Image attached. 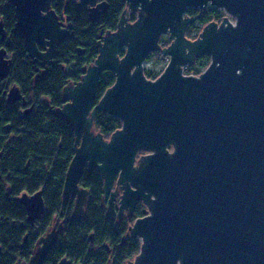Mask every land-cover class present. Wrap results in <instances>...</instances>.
Returning a JSON list of instances; mask_svg holds the SVG:
<instances>
[{"label": "water", "instance_id": "obj_1", "mask_svg": "<svg viewBox=\"0 0 264 264\" xmlns=\"http://www.w3.org/2000/svg\"><path fill=\"white\" fill-rule=\"evenodd\" d=\"M74 1L92 22L108 7V0ZM120 1L126 9L117 30L100 36L95 62L64 89L68 102L60 112L74 130L75 154L63 201L74 198V216L85 214L89 191L79 182L88 167L104 181L107 219L120 220L142 203L143 216L129 227L141 249L125 264H264V0ZM12 3L28 51L47 69L69 31L52 0ZM208 6L234 21L209 23L189 40L195 19L186 12ZM166 34L171 44L163 47ZM155 52L170 60L149 80L145 63ZM199 56L210 57L209 66L198 76L184 74ZM11 64L0 48V81ZM106 72L115 83L96 104ZM20 98L11 87L8 103ZM98 111L122 121L109 140L94 131ZM19 203L31 224L45 213L42 191L23 193ZM56 239L54 228L25 264H43ZM59 264L73 263L64 258Z\"/></svg>", "mask_w": 264, "mask_h": 264}, {"label": "trees", "instance_id": "obj_2", "mask_svg": "<svg viewBox=\"0 0 264 264\" xmlns=\"http://www.w3.org/2000/svg\"><path fill=\"white\" fill-rule=\"evenodd\" d=\"M125 8L120 0H108L106 11L92 22L87 8H80L77 1L52 0V9L69 35L58 44L56 57L44 69L28 51L24 36L16 28L12 0H0V20L5 29L0 48H5L12 59L8 76L0 81V264L28 263L40 238L54 226L57 239L43 264H59L64 258L73 264H125L140 252L141 242L130 236L129 227L143 216L142 207L133 216L107 219L104 181L97 170L85 167L79 182L81 188L89 191L83 216H74V198L63 201L66 174L75 154L74 130L60 112L68 102L64 89L79 82L84 68L95 62L100 36L117 30ZM213 18L221 21L222 17L213 10L203 14L197 23L206 26ZM135 20L132 16L131 21ZM196 24L187 30V38H196L193 32L201 31ZM160 42L163 47L171 43L163 37ZM124 54L123 51L120 56ZM209 64L208 57L199 56L186 73L198 76ZM162 72L147 69L145 76L156 80ZM115 79L113 72L102 75L96 104ZM13 86L19 88L27 106L32 107L29 114L21 113L20 103H7ZM121 127L119 118L96 113L94 131L105 140ZM38 191L43 192L45 213L33 225L28 222L19 197Z\"/></svg>", "mask_w": 264, "mask_h": 264}, {"label": "flooded vegetation", "instance_id": "obj_3", "mask_svg": "<svg viewBox=\"0 0 264 264\" xmlns=\"http://www.w3.org/2000/svg\"><path fill=\"white\" fill-rule=\"evenodd\" d=\"M126 9V8H125ZM213 10H215L216 12H218L219 14H220V16H221V13L219 12V11H217L216 9H214V8H212V6H208L206 9H204V10H199V9H197V8H191V9H189L187 12H186V14H185V17H187V18H193V19H195V22H194V24H196L197 22H198V20L202 17V15L203 14H206V13H209V12H211V11H213ZM124 12V11H123ZM104 13V12H103ZM102 13V14H103ZM197 13V14H196ZM101 14V15H102ZM194 14H196V15H194ZM132 16H135L136 17V19H137V15L136 14H132V13H130V15H129V21L130 22H132L131 21V17ZM101 17V16H100ZM222 18H221V21L219 20V21H217L216 20V18H213V21H211L210 23H217V24H220L221 22H222V20L226 17V16H221ZM136 21V20H135ZM134 22V21H133ZM193 25V24H192ZM203 25V24H202ZM208 25V24H207ZM204 26V25H203ZM190 27H191V25H190ZM189 27V28H190ZM188 28V29H189ZM204 29V28H203ZM202 29V30H203ZM199 37V35L198 36H196V38H192V37H188V39L189 40H191V41H195L197 38ZM168 38H169V36H168ZM1 39V38H0ZM171 44V43H170ZM169 44V45H170ZM168 45V46H169ZM44 50V49H43ZM204 57H206V56H204ZM197 59V58H196ZM148 61V60H147ZM21 94V93H20ZM20 103L21 105H20V110H21V113H23L24 115H27V114H29L30 112H31V110H32V107H28L27 106V102H26V100L21 96V98L18 100V101H16V102H14V103ZM7 103H8V101H7ZM10 104V103H9ZM8 131H9V129H8ZM147 153H145V152H142V153H140L139 154V156L137 157V159H139L140 157H142V156H144V155H146ZM0 176H1V174H0ZM116 186V185H115ZM118 203V202H117ZM139 206L140 207H142V211H144V209H145V207L142 205V203H139L138 204V206L136 207V209L134 210V212L132 213V214H130L129 215V213L128 212H125V214L123 215V217L124 216H133L135 213H136V211H137V209H139ZM122 217V218H123ZM42 219V218H41ZM40 219V220H41ZM117 219V218H116ZM116 219H113V220H116ZM111 220V219H110ZM121 220V219H120ZM39 220H37V222H38ZM36 222V223H37ZM36 223H34L33 225H35ZM31 224V223H30ZM55 224H56V222H55ZM54 228H56V226H54L53 228H52V230L54 229ZM51 230V231H52ZM50 231V232H51ZM57 231V230H56ZM49 232V233H50ZM49 233H47L46 235H48ZM45 235V236H46ZM44 237V236H43ZM42 238V237H41ZM40 238V239H41ZM38 246H39V242H38ZM38 248V247H37Z\"/></svg>", "mask_w": 264, "mask_h": 264}, {"label": "rangeland", "instance_id": "obj_4", "mask_svg": "<svg viewBox=\"0 0 264 264\" xmlns=\"http://www.w3.org/2000/svg\"><path fill=\"white\" fill-rule=\"evenodd\" d=\"M227 17H229L230 20L234 21V19L231 16L227 15ZM200 24L201 23H197L196 25H200ZM206 26H203V28H205ZM201 32H202V30H201ZM168 36L169 35L166 34V35H163L162 37L163 38H168ZM150 56H151V58L145 63V70L152 69V70H155V71H164V69L166 68L167 64L169 63L170 57L163 56L161 54V52H155V53L151 54ZM208 58L210 59V57H208ZM205 69H206V67L205 68L203 67L202 68V72ZM116 220H118V219H116Z\"/></svg>", "mask_w": 264, "mask_h": 264}, {"label": "built area", "instance_id": "obj_5", "mask_svg": "<svg viewBox=\"0 0 264 264\" xmlns=\"http://www.w3.org/2000/svg\"><path fill=\"white\" fill-rule=\"evenodd\" d=\"M212 8H214V9H216L217 11H219L220 13H221V16H226L227 17V13L225 12V10H223V9H220V8H216V7H214V6H212ZM199 27H200V30H202L203 29V25L202 24H200V25H198ZM200 33H201V31L199 32V31H197V30H195L194 32H193V34L196 36H198V35H200ZM188 67H186V68H184V74H186V75H193V74H187L186 73V69H187ZM194 76H196V75H194Z\"/></svg>", "mask_w": 264, "mask_h": 264}]
</instances>
